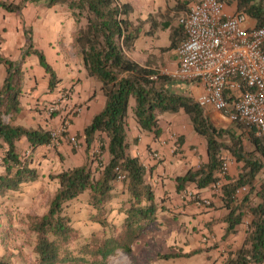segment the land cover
I'll return each mask as SVG.
<instances>
[{
    "label": "trees",
    "instance_id": "obj_1",
    "mask_svg": "<svg viewBox=\"0 0 264 264\" xmlns=\"http://www.w3.org/2000/svg\"><path fill=\"white\" fill-rule=\"evenodd\" d=\"M67 1L77 28L73 45L86 74L99 82L105 100L83 128L85 161L50 174L56 188L48 199L42 214H26L27 230L33 235L31 264H108L117 252L132 254V246L140 235L156 220L158 208L153 185L148 181V171L140 158L128 149L137 139L130 141L127 134L130 103L132 115L141 131L161 134L160 115L165 112L183 111L194 132L206 140L208 161L196 168H189L182 176H176V189L183 190L193 183L196 188L220 184V199L227 212L224 216L223 237L236 232V227L248 217L245 236L241 245L228 251L224 264H262L264 262V139L252 136L253 151H245L240 139L230 136L227 130L217 129L203 113L193 98L190 85L195 82L174 78L160 73L158 69L141 65L127 56L135 41L144 32L141 19L132 20L133 7L117 0H47V5ZM196 0H179L185 8ZM234 4L235 12L245 13L250 24L264 27V0H221ZM8 11L17 10L21 4L0 1ZM264 52V45L262 46ZM34 53L39 64L48 74V90L52 91L60 79L46 61L42 51L30 44L23 55ZM23 58V56H22ZM0 64L5 67V77L0 85V196L22 184L37 180L38 170L31 165L32 153L19 147L25 139L29 147L48 144L52 140L49 118L50 103H36L34 110L44 115V125L26 126L19 121L23 109L22 85L24 72L22 62H15L0 53ZM64 96L71 95L65 91ZM132 100V101H131ZM56 101V100H55ZM53 103V101L51 102ZM49 113V114H48ZM74 112L73 116H76ZM7 116V120L4 119ZM70 116V115H69ZM61 117L62 126L70 119ZM61 126V127H62ZM67 131L60 136V141ZM229 139V142L226 140ZM59 141V142H60ZM98 143L97 151L93 147ZM223 150H229L237 161H243L242 169L235 178L221 173L225 160ZM29 152V153H28ZM257 152V155H255ZM105 156V159H104ZM124 175L122 200L118 212L123 214L119 224L108 217L111 201L116 197L115 182ZM261 174L262 177L258 178ZM261 180L259 188L256 182ZM246 187L239 196L238 190ZM82 194L93 212L90 219L102 226L101 231L79 235L65 207ZM255 194L259 203L250 204ZM248 215V216H246ZM197 251V250H196ZM157 253L159 259L188 256L195 253ZM136 259V258H135Z\"/></svg>",
    "mask_w": 264,
    "mask_h": 264
},
{
    "label": "crops",
    "instance_id": "obj_2",
    "mask_svg": "<svg viewBox=\"0 0 264 264\" xmlns=\"http://www.w3.org/2000/svg\"><path fill=\"white\" fill-rule=\"evenodd\" d=\"M0 1L21 4L19 9L13 11L0 6V53L12 61L22 62L24 72L20 123L32 127L44 125L45 117L33 109L35 104L43 100L54 101L62 92V88L70 90L69 101L77 104L80 109L76 116L71 117L66 128L67 134L56 149L62 155L73 150L85 149L82 136L76 137V135L82 134L83 128L90 122L92 116L102 108L105 97L99 82L86 74L75 52L73 34L77 24L67 1L56 2L53 5H47V0ZM117 1L132 5L133 10L130 13L132 20L144 21V32L135 41L134 47L127 51V56L141 65H148L160 72L174 71L178 65L176 47L184 38L179 17L193 2L182 8L178 5L179 0ZM234 11V4L227 5V13L231 14ZM30 44L33 49L44 53L46 61L60 79L52 91L48 90V74L39 64L37 55L34 53L23 55ZM190 91L195 99L203 92V87L200 83L193 82ZM225 92L231 101L237 94L229 88ZM203 113L214 127L227 130L230 136L240 139L245 151L255 149L252 136H259L254 128H247L231 121L211 106L203 108ZM54 120L58 122L56 117L49 118L44 126L54 124ZM159 124L161 134L155 137L152 132L141 131L138 128L132 110L128 115V138L130 141L137 139L128 152L138 156L147 168V179L154 187L155 201L160 206L154 224L138 238L140 244L144 245L136 248L132 246V254L139 259L140 254L136 251H146L149 254L147 259L149 263L152 257V259L157 257V253L188 254L197 250L188 256L161 259L163 262L159 264H224L228 251L235 250L241 245L249 216L246 215L248 217L236 227V232L224 238L226 226L224 216L227 210L222 206L220 199V184L223 179L205 188L198 189L193 183L183 188L196 192L201 198L209 199L211 203L209 205L198 204L181 196L183 190L176 189L175 177L182 176L189 168H196L208 161L206 140L194 132L183 111L163 113L160 115ZM173 134L177 136L175 143L171 138ZM68 136H74L77 145H74ZM226 141L229 142V139ZM19 147L23 152L27 150L32 153L33 162L37 156H40L42 162H46L43 155L45 150L50 159L58 163L60 161L53 153V148L46 144L33 149L28 146L25 139H22ZM154 152L160 154L159 159L153 158ZM222 156L229 161L227 175L231 178L237 177L243 161H237L229 150H223ZM69 158L75 162V157ZM75 165L79 164L75 163L73 166ZM60 170L61 168L58 171ZM262 176L263 174L258 178ZM260 182L261 180L258 179L256 189L259 188ZM115 189L118 199H122L123 189L119 181L115 182ZM245 192V190L240 191L238 195L241 196ZM249 203L256 205L259 203L258 197L252 194ZM148 240L149 243L145 245ZM140 264L145 263L142 261Z\"/></svg>",
    "mask_w": 264,
    "mask_h": 264
},
{
    "label": "built area",
    "instance_id": "obj_3",
    "mask_svg": "<svg viewBox=\"0 0 264 264\" xmlns=\"http://www.w3.org/2000/svg\"><path fill=\"white\" fill-rule=\"evenodd\" d=\"M227 4L221 0H196L179 17L184 33L176 47L178 65L172 72H160L174 78L198 82L203 87L195 101L203 109L211 106L231 121L247 128H254L264 139V27H255L245 13L226 12ZM236 91L231 101L226 89ZM56 106L49 107L52 111ZM73 107L72 112L79 111ZM66 123L58 131H51L48 146L59 144ZM69 140L77 145L74 136ZM174 143L176 135H171ZM175 148V147H174ZM159 159L158 152L152 153ZM229 161L221 165V173L227 172ZM124 175H118L121 181ZM246 190L241 187L240 191ZM184 199L209 205L191 190H183Z\"/></svg>",
    "mask_w": 264,
    "mask_h": 264
},
{
    "label": "rangeland",
    "instance_id": "obj_4",
    "mask_svg": "<svg viewBox=\"0 0 264 264\" xmlns=\"http://www.w3.org/2000/svg\"><path fill=\"white\" fill-rule=\"evenodd\" d=\"M5 72V67L0 64V85L5 77ZM61 91L62 92H60L57 99H55L56 101L54 100L53 103L46 100L42 101V104L50 103L53 107L56 106L52 111L49 110V112L57 111L55 116L58 118V122L56 123L54 120V124L49 127L52 131H58L61 128V117H67L68 114V118L66 119L71 120V117L74 115V112H72L73 107H78L77 104H73L69 101L70 95L69 97L64 96L66 94L65 91L68 90L62 88ZM69 93H71L70 90ZM132 106L133 101L129 107V113H131ZM75 112L78 113V111ZM167 114L171 113L167 112ZM4 119L7 120V116H4ZM68 124L69 122L67 121L66 127ZM65 132L66 130L62 133L64 134ZM98 145L99 144L96 143L93 147L94 152L97 151ZM57 146H51V148H53V153L60 160L59 163L56 160L50 159L46 150L43 152L46 162H42L40 156H37L36 160L33 162L34 156L31 155V165L39 171L40 177L35 181L24 183L18 189L10 190L3 196H0V264H31L33 262V235L27 230L25 215L42 214L47 209L48 199L56 188L55 180L49 178L50 174L58 172L60 168L73 166L75 163L81 164L85 161V149L78 150L77 147V150L62 155L57 151ZM70 156H72V158L75 157V162L69 158ZM119 183L123 189V181L121 180ZM127 196V193L123 191L122 197L124 200ZM123 198L119 200L118 195H116L111 201L112 210L109 212L108 217L110 219L113 214L112 221L116 224H119L123 217V214L118 212V207ZM86 199V194H82L79 198L65 207V212L71 217L73 226L76 228L79 235L102 230V226L99 223L90 219L93 210L87 204ZM140 243V241H137L133 246L136 248L144 245ZM148 243L149 240L145 242V245ZM136 252L140 254L139 259H135L136 257L134 258L120 251L108 259V264H140L142 261L145 264H154L155 262L159 264L163 262L157 257H154L155 259H152V257L148 263L147 259L149 254L146 253V251L137 250ZM152 260H154V262Z\"/></svg>",
    "mask_w": 264,
    "mask_h": 264
},
{
    "label": "bare ground",
    "instance_id": "obj_5",
    "mask_svg": "<svg viewBox=\"0 0 264 264\" xmlns=\"http://www.w3.org/2000/svg\"><path fill=\"white\" fill-rule=\"evenodd\" d=\"M234 12H235V11H234ZM234 12H233V13H234ZM231 14H232V13H231Z\"/></svg>",
    "mask_w": 264,
    "mask_h": 264
}]
</instances>
